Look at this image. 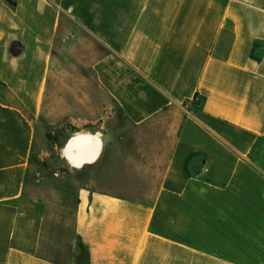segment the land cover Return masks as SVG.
<instances>
[{
    "label": "crops",
    "instance_id": "1",
    "mask_svg": "<svg viewBox=\"0 0 264 264\" xmlns=\"http://www.w3.org/2000/svg\"><path fill=\"white\" fill-rule=\"evenodd\" d=\"M12 1L0 0V264H264V0ZM60 31L101 45L88 65L140 147L100 132L54 257L48 199L27 184L57 104L43 112L47 80L79 52L62 54Z\"/></svg>",
    "mask_w": 264,
    "mask_h": 264
},
{
    "label": "rangeland",
    "instance_id": "2",
    "mask_svg": "<svg viewBox=\"0 0 264 264\" xmlns=\"http://www.w3.org/2000/svg\"><path fill=\"white\" fill-rule=\"evenodd\" d=\"M77 39L78 34L72 36L70 32L61 34L60 31L57 35V42L64 46L62 54L77 48L79 52L76 58L63 59L57 85L52 74L47 80L43 112L48 104L52 105L54 97L57 102L51 107V122L47 126V133L51 134L52 139L48 135L44 137V127L38 125L37 144L27 184L30 192L43 193L48 199L43 246L45 252L54 257H59L60 252L65 253L72 239L80 187L94 179L86 171L70 166L63 158L62 149L68 137L76 130L106 132L120 145L123 132H136L132 125L122 119L117 106L94 78L88 65L93 54L98 56L103 51L101 45L88 38L79 47ZM54 63L53 58L52 65ZM122 140H127L129 147H140L136 138Z\"/></svg>",
    "mask_w": 264,
    "mask_h": 264
},
{
    "label": "water",
    "instance_id": "3",
    "mask_svg": "<svg viewBox=\"0 0 264 264\" xmlns=\"http://www.w3.org/2000/svg\"><path fill=\"white\" fill-rule=\"evenodd\" d=\"M10 2L13 3L12 0H9ZM22 50V44L20 41L15 40L11 44V52L14 55H17L21 52ZM104 146V141L101 136V133L99 132H88V131H79L74 134H72L65 146H64V156L68 162V164L72 167L75 168H81L85 164L92 163L101 154ZM81 148H86V149H91L95 148L96 150H93L88 156H79L77 153H79V149ZM66 172L67 170L64 169Z\"/></svg>",
    "mask_w": 264,
    "mask_h": 264
},
{
    "label": "bare ground",
    "instance_id": "4",
    "mask_svg": "<svg viewBox=\"0 0 264 264\" xmlns=\"http://www.w3.org/2000/svg\"><path fill=\"white\" fill-rule=\"evenodd\" d=\"M93 150H96L95 148H91V149H86V148H81L79 149V153H77V155L81 156H88Z\"/></svg>",
    "mask_w": 264,
    "mask_h": 264
},
{
    "label": "trees",
    "instance_id": "5",
    "mask_svg": "<svg viewBox=\"0 0 264 264\" xmlns=\"http://www.w3.org/2000/svg\"><path fill=\"white\" fill-rule=\"evenodd\" d=\"M255 46H256V45H255ZM47 135H48V137H49L50 139H52V136H51L50 133H47ZM53 139H55V138H53Z\"/></svg>",
    "mask_w": 264,
    "mask_h": 264
},
{
    "label": "built area",
    "instance_id": "6",
    "mask_svg": "<svg viewBox=\"0 0 264 264\" xmlns=\"http://www.w3.org/2000/svg\"><path fill=\"white\" fill-rule=\"evenodd\" d=\"M0 87H1V81H0Z\"/></svg>",
    "mask_w": 264,
    "mask_h": 264
}]
</instances>
